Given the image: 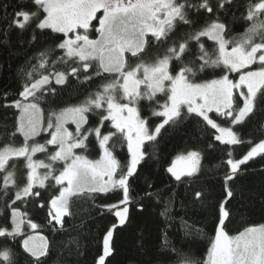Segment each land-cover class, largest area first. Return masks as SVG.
I'll return each instance as SVG.
<instances>
[{
    "label": "snow or ice",
    "instance_id": "6c2138e0",
    "mask_svg": "<svg viewBox=\"0 0 264 264\" xmlns=\"http://www.w3.org/2000/svg\"><path fill=\"white\" fill-rule=\"evenodd\" d=\"M238 23L244 27L239 38L233 36ZM13 36L32 52L19 67L17 91L0 94L6 137L0 264H18L21 253L26 264H48L56 244L38 230L75 231L66 226L78 204L111 217L93 260L111 264L132 211L143 215L150 203L163 209V242L151 246L138 233L132 264H264V225L234 235L228 230L238 194L233 186L249 162L264 161V0H7L0 4V42L11 44ZM73 81L83 98L61 106L58 97ZM258 114L253 135L246 130ZM189 130L200 134V148L175 157L164 169L170 179L163 188L145 176L138 192L140 172L156 157L163 134ZM117 145L126 148L123 157ZM243 145L247 150L235 155ZM90 147L97 159L86 155ZM208 152H218L220 162L205 169ZM217 179L213 204L208 181ZM181 187L193 207L213 208L212 238L199 260L167 231ZM29 206L46 213L43 224L30 218ZM82 235L58 252V264H79Z\"/></svg>",
    "mask_w": 264,
    "mask_h": 264
},
{
    "label": "trees",
    "instance_id": "16d2710c",
    "mask_svg": "<svg viewBox=\"0 0 264 264\" xmlns=\"http://www.w3.org/2000/svg\"><path fill=\"white\" fill-rule=\"evenodd\" d=\"M7 2V0H0V4ZM10 11V9H9ZM96 23L95 21L93 22ZM244 27L241 24H236L233 29V36L239 38L243 33ZM95 33H93V37ZM3 38H0L2 40ZM12 43L8 44L0 42V94L8 92L11 97L19 88L18 70L23 64L25 57L30 55L32 50L25 51L15 44V36L12 38ZM211 43V42H209ZM212 78V77H207ZM95 87V85H93ZM83 98L81 87L76 85L73 81L72 87L68 88L58 97V102L61 106L65 103H74ZM163 102V100H161ZM47 111V109H46ZM152 109L145 107L143 112L150 117ZM152 119H156L152 117ZM12 120L11 115H8V122ZM5 120L4 112L0 110V144H3L6 137L5 133ZM260 126V115L258 114L255 121L249 125V129L253 135H258L257 129ZM163 133V130H162ZM199 133L193 130L174 134L172 132L164 133L160 139L159 150L155 158H149L148 163L143 166L140 172V180L137 181V191L145 187L144 177L147 176L156 187L163 188L169 182V177L164 169L171 164L177 155L185 152V150H195L200 148L203 141L197 142ZM22 139V138H20ZM19 143V140L17 141ZM247 150V145L239 146L235 155L239 156ZM120 157L126 154V148L121 150L119 145L116 149ZM89 159H97L96 149L89 148L86 153ZM219 153L208 152L202 161L205 169L212 168L215 164L220 162ZM213 173L205 171V175L211 176ZM208 186L212 189L213 201L215 197L220 195L219 180H209ZM238 190L237 199L232 202V208L235 212L233 223L229 225L230 234H236L238 230H243L245 226H258L264 225V161L257 159L256 161L249 162L244 173L241 175L237 183L233 186ZM239 190L243 191V199L239 196ZM178 195L175 199L174 206L171 207V212L176 214L174 222L167 226L169 239L180 246L186 253H191L193 258L199 260L206 255L209 241L212 238V213L211 206L207 208L193 207L188 203L184 189H176ZM142 194V192H141ZM105 203L114 202V200L103 201ZM2 203V202H0ZM99 203V201H98ZM183 205V206H182ZM87 205L78 204L73 205V211L77 212L74 220L69 219L66 226L72 229L73 225L76 226L75 231H69L65 235H55L48 232L47 228L38 230L42 235L46 236L49 241H54V247L48 264H58V252L68 244L72 236L77 233H82V242L85 245L84 254L79 258V264H93V260L97 255L98 239L100 234L103 233L106 226L110 224L111 217L107 215H97L95 211L91 214L85 211ZM163 209L155 204L150 203L146 205V210L143 215L136 214L132 211V225L128 231L121 233L116 239V250L113 257H110L111 264H132L136 259V240L135 237L140 232H145L148 237V242L151 246L162 243L159 239L164 231L165 225L163 224L164 217L159 213ZM30 218L37 223H44L46 213L43 210L33 209L31 206L27 208ZM242 214V215H241ZM67 219V218H66ZM187 221L186 225L181 224V220ZM84 223L81 226V222ZM91 235H88V233ZM187 233V234H186ZM70 246V245H69ZM13 247L16 251L19 248L15 245ZM4 249V245L0 244V251ZM18 264H26L24 255L21 253L16 256Z\"/></svg>",
    "mask_w": 264,
    "mask_h": 264
},
{
    "label": "rangeland",
    "instance_id": "374dc122",
    "mask_svg": "<svg viewBox=\"0 0 264 264\" xmlns=\"http://www.w3.org/2000/svg\"><path fill=\"white\" fill-rule=\"evenodd\" d=\"M92 38H95V36L93 37V33H92ZM254 67H255V66H254ZM72 128H74V126H73V125H69V129L72 130ZM258 226H260V225H258ZM25 231H26V232H30V230L27 229V228H25ZM39 234L42 235L40 232H39Z\"/></svg>",
    "mask_w": 264,
    "mask_h": 264
}]
</instances>
